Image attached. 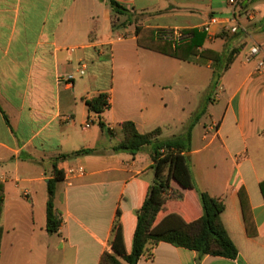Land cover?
Returning <instances> with one entry per match:
<instances>
[{
	"label": "crops",
	"instance_id": "0c3cea01",
	"mask_svg": "<svg viewBox=\"0 0 264 264\" xmlns=\"http://www.w3.org/2000/svg\"><path fill=\"white\" fill-rule=\"evenodd\" d=\"M115 1L131 18L114 15L109 0H0V182L5 185L0 264H100L105 254L118 256L111 241L126 194L133 207L122 217L129 251L135 210L154 183L155 170L151 147L137 155L113 151L124 139L121 125L131 121L141 134L161 129V139L178 123L165 100L173 90L175 61L195 72L205 66L213 76L211 61L195 57L186 62L140 48L136 26L201 30L213 17L229 21L233 8L228 0ZM243 6L239 31L230 33L232 23L214 25L203 47L240 52L225 72L231 81L224 115L204 125L202 147L194 151L191 146L187 154L195 189L183 190L173 181L183 200L168 202L157 221L171 213L188 222L198 219L203 214L199 193L207 192L224 201L222 221L239 255L234 260L200 258L161 242L151 258L145 255L138 264H264V76L255 75L261 56L247 60L253 46H264V0ZM78 66L86 67L88 81ZM70 76L74 80L67 83ZM181 81L185 86L194 82ZM103 92L110 94L111 108L102 116L113 130L110 141L98 124L85 128L86 100ZM66 116L72 121L63 120ZM81 149L95 152L57 164L65 172L55 198L63 222L59 233L49 234L47 183L55 160ZM195 154L200 158L193 162ZM78 166L84 167L83 176L67 174ZM242 187L256 238L246 232L238 196Z\"/></svg>",
	"mask_w": 264,
	"mask_h": 264
},
{
	"label": "trees",
	"instance_id": "16d2710c",
	"mask_svg": "<svg viewBox=\"0 0 264 264\" xmlns=\"http://www.w3.org/2000/svg\"><path fill=\"white\" fill-rule=\"evenodd\" d=\"M109 4L114 15L131 18L130 12L115 0H109ZM129 20L127 22H130ZM127 22L123 23L124 26H127ZM162 31L164 30L136 26L135 34L138 46L181 61L191 62L195 57L211 61L213 66L212 84H214V81L221 79L240 52V50H235L230 54H226L212 49H203L207 34L200 29L182 30L185 34H189L191 38L188 42L180 45L164 40L160 35ZM106 57L110 59V53ZM86 105L89 112V121L98 124L102 129H106L109 134L113 135V130L108 128V125L102 120L103 114L111 108L110 94L108 92L100 93L98 96L86 100ZM205 113L206 110L204 109L195 115L186 137L180 136L170 140L159 139L162 133L161 129L141 134L131 121L124 122L121 125L124 139L113 147V151L137 155L143 149L151 147L155 180L148 188L142 205L135 210L136 224L130 250L127 251L122 234V217L133 208L130 196L126 194L117 215L111 241V245L117 250L118 256L105 254L102 256L100 264H138L145 255L147 258H151L153 256L152 250L161 242L194 251L200 258L213 256L232 260L237 259L239 251L222 221V214L226 209L225 203L222 199L212 197L207 192L199 193L203 214L198 219L188 222L181 215L171 213L157 223L159 215L165 211L168 202L183 200V195L173 190V181L183 190L195 189L187 154L191 152L192 131ZM94 152L92 149H81L70 154L61 155L55 160L53 178L47 183L46 229L49 234L59 233L63 222L60 213L55 208L57 185L65 180V172L57 168L58 162L90 155ZM260 190L264 198V181L260 183ZM238 196L247 235L250 238H256L258 231L249 196L244 187L239 190ZM4 198L5 185L0 182V254L3 237L1 220Z\"/></svg>",
	"mask_w": 264,
	"mask_h": 264
},
{
	"label": "rangeland",
	"instance_id": "374dc122",
	"mask_svg": "<svg viewBox=\"0 0 264 264\" xmlns=\"http://www.w3.org/2000/svg\"><path fill=\"white\" fill-rule=\"evenodd\" d=\"M116 20L118 22L119 20L114 18V22L117 24ZM241 58L243 59L244 57ZM175 63H177V67L173 66L171 68L173 90L165 95V100L169 104V111L178 119V123L169 128L167 132L164 133V136L161 137V140H170L180 135L186 137L195 115L205 109L206 113L201 117L192 131L191 146L192 149L196 151L203 145L202 138L205 133L204 125H211L213 121L221 120L225 113L228 99V84L231 81L229 77L231 75H228V73L225 75L224 73L221 77L222 79L225 75L224 82H221V79H219L212 84L213 82L211 79L213 76L207 67L203 66L202 68H197L195 72L192 70L193 66L189 64L178 61H175ZM79 69H81V67H79ZM163 75H165L164 71H159L157 73V76L161 77ZM89 76L90 74L88 73L83 76V78L88 81L90 78ZM184 78H188L194 82L186 84L185 86L181 81ZM119 90L120 88H117L116 92L119 93ZM156 91L163 93L158 88ZM106 133L108 140H113L109 132L107 131ZM197 158H200V156L195 154L193 162Z\"/></svg>",
	"mask_w": 264,
	"mask_h": 264
},
{
	"label": "built area",
	"instance_id": "2783aa9c",
	"mask_svg": "<svg viewBox=\"0 0 264 264\" xmlns=\"http://www.w3.org/2000/svg\"><path fill=\"white\" fill-rule=\"evenodd\" d=\"M249 0H228L229 5L233 8V13L229 21L224 22L222 19L217 17L211 18L208 24H206L201 30L207 34V36L211 37V30L212 26L214 25H225L226 23H232L234 26L230 28V33L236 34L239 31V15L242 9L244 8L243 3ZM251 16V15H250ZM161 37L164 40L171 41L174 44L180 45L186 43L190 40V35L185 34L182 30H171L166 29L160 33ZM261 56V57H260ZM260 57L258 60V64L255 68V75L257 76H264V46L262 45H255L250 49L249 57L247 58L248 61H251L254 58ZM80 74L82 76L86 75V67H82L80 70ZM74 80L73 76L67 77L66 82L71 83ZM63 120L67 122L72 121L71 116H66ZM92 122H88L85 125V128H90ZM67 174L70 176H83L85 174V169L83 166H78L77 168H72L67 170Z\"/></svg>",
	"mask_w": 264,
	"mask_h": 264
}]
</instances>
